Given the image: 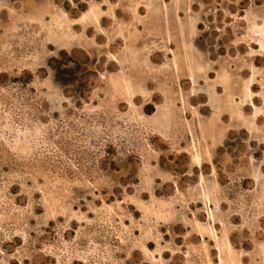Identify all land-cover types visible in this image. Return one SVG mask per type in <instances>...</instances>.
<instances>
[{
  "label": "rangeland",
  "instance_id": "374dc122",
  "mask_svg": "<svg viewBox=\"0 0 264 264\" xmlns=\"http://www.w3.org/2000/svg\"><path fill=\"white\" fill-rule=\"evenodd\" d=\"M0 264H264V0H0Z\"/></svg>",
  "mask_w": 264,
  "mask_h": 264
}]
</instances>
